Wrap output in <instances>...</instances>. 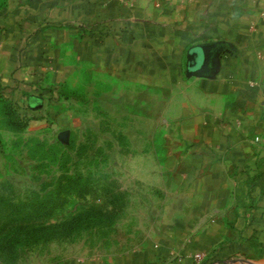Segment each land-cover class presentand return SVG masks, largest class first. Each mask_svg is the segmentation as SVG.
<instances>
[{
  "label": "crops",
  "instance_id": "1",
  "mask_svg": "<svg viewBox=\"0 0 264 264\" xmlns=\"http://www.w3.org/2000/svg\"><path fill=\"white\" fill-rule=\"evenodd\" d=\"M201 46L205 69L189 74L188 55L201 58ZM62 61L162 95L179 195L176 214L144 249L66 264H264V0L0 6L5 97L42 104L61 81Z\"/></svg>",
  "mask_w": 264,
  "mask_h": 264
},
{
  "label": "rangeland",
  "instance_id": "2",
  "mask_svg": "<svg viewBox=\"0 0 264 264\" xmlns=\"http://www.w3.org/2000/svg\"><path fill=\"white\" fill-rule=\"evenodd\" d=\"M60 63L34 108L0 92V264L138 251L179 205L162 95Z\"/></svg>",
  "mask_w": 264,
  "mask_h": 264
},
{
  "label": "water",
  "instance_id": "3",
  "mask_svg": "<svg viewBox=\"0 0 264 264\" xmlns=\"http://www.w3.org/2000/svg\"><path fill=\"white\" fill-rule=\"evenodd\" d=\"M198 49L201 50V53H202L201 58H198L197 52L195 50L191 51L188 55V69H187V71L189 74L199 73L205 69L206 60H207L206 47L201 46Z\"/></svg>",
  "mask_w": 264,
  "mask_h": 264
},
{
  "label": "built area",
  "instance_id": "4",
  "mask_svg": "<svg viewBox=\"0 0 264 264\" xmlns=\"http://www.w3.org/2000/svg\"><path fill=\"white\" fill-rule=\"evenodd\" d=\"M201 256H202L201 254H196V255H195V258H196V259H200Z\"/></svg>",
  "mask_w": 264,
  "mask_h": 264
}]
</instances>
